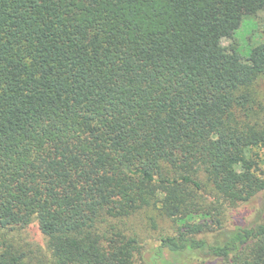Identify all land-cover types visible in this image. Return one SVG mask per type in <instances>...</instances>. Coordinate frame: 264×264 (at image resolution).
Masks as SVG:
<instances>
[{
    "label": "trees",
    "instance_id": "obj_1",
    "mask_svg": "<svg viewBox=\"0 0 264 264\" xmlns=\"http://www.w3.org/2000/svg\"><path fill=\"white\" fill-rule=\"evenodd\" d=\"M244 8L0 0V264H264V41L221 42Z\"/></svg>",
    "mask_w": 264,
    "mask_h": 264
},
{
    "label": "rangeland",
    "instance_id": "obj_2",
    "mask_svg": "<svg viewBox=\"0 0 264 264\" xmlns=\"http://www.w3.org/2000/svg\"><path fill=\"white\" fill-rule=\"evenodd\" d=\"M264 41V10L254 13L249 8H244L242 17L237 24L232 35L223 37L221 42L223 45L230 43H237L240 49L248 50L259 42ZM261 92H264V85L260 86ZM264 94V93H263ZM242 213L237 216L241 218L242 215H248L247 207L242 208ZM155 210H146L137 213L129 221L132 227L136 226L137 231L144 239L145 247L143 256L148 261L151 260L154 253L155 245H157V238L174 230V224L168 218H161L156 215ZM128 221V222H129ZM28 234L34 241L43 244V236L35 224L28 227ZM170 257H168L169 259ZM177 264H199L195 254H185L175 257ZM159 258L157 264H162ZM215 264V263H210ZM219 264V263H216Z\"/></svg>",
    "mask_w": 264,
    "mask_h": 264
}]
</instances>
